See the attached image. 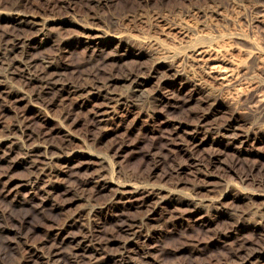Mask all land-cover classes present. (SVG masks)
Returning <instances> with one entry per match:
<instances>
[{
	"label": "rangeland",
	"instance_id": "rangeland-1",
	"mask_svg": "<svg viewBox=\"0 0 264 264\" xmlns=\"http://www.w3.org/2000/svg\"><path fill=\"white\" fill-rule=\"evenodd\" d=\"M8 13L52 20L40 32ZM163 16L191 37L174 38ZM72 17L127 31L126 43L106 39L97 49L82 26L59 20ZM137 37L179 52L212 42L242 59L241 83L264 77V0H0V53L12 70L9 80L0 63V141L20 136L0 146V264H46L50 254L51 264H264V117L190 57L165 52L183 72L171 84L169 61L157 63ZM27 67L81 91L59 84L34 100L43 82ZM136 79L144 100L102 114L110 93ZM25 145L36 155L26 157ZM56 152L72 160L48 161ZM117 183L143 190L115 201ZM61 232L81 235L84 256Z\"/></svg>",
	"mask_w": 264,
	"mask_h": 264
},
{
	"label": "bare ground",
	"instance_id": "bare-ground-1",
	"mask_svg": "<svg viewBox=\"0 0 264 264\" xmlns=\"http://www.w3.org/2000/svg\"><path fill=\"white\" fill-rule=\"evenodd\" d=\"M8 14H10V13H8ZM9 16L11 17V19H13V20H15L17 22L24 20L25 22L28 21V22L32 23L33 26L35 25V26L38 27V29H39L40 32H43L44 28L45 27L47 28V24L49 23V21L52 20V19H49V18H45V17H41V16H36V15L10 14ZM164 17L165 16L161 17L160 22L161 23L163 22V27L165 29H168L169 34H173L174 35L173 36L174 38H176V39L178 38L179 40L184 41L185 38L191 37V36H189V29H188V27H187L186 24H183L182 22H179V21L178 22L171 21V23H170L169 21H166V19ZM39 18H40V20H39ZM59 20L62 21V22H68L69 24H78V25L82 26V28L84 30V31H82V37H84L86 39L85 42H88V41L90 42V41H93L94 39H98V41L95 43L96 44L95 46H97V49H101V47H103L105 45V40L106 39H108V40H106V42H111V43L113 41H117V43H118L119 46H122V45H124L126 43V41H125V39L123 37H124V34L127 31L126 32L125 31L124 32H121L120 30H118L119 32H116V33L114 32V34H110V32L108 30H111V29H108L107 27L106 28H100L99 26H96L97 24L96 25H90L88 22L87 23H83V22L81 23V20L80 19H77V18H74V17H72V19L62 18V19H59ZM108 22H107V24H108ZM104 24L106 26V23H104ZM111 28H113V26ZM142 34H144V33H142ZM143 36L146 38L145 35H143ZM132 38H133V36H132ZM137 38H139V40H140V38H142V37H137ZM144 39H142L140 41L143 43V45H145L144 47H146V48L144 49V51H146L150 57H156V62L157 63L163 62V61H167V62L169 61V63H170V72H169V74H170V77H171V79H170V83L171 84H173V85L180 84L181 85V82H180V78L179 77L181 75H183V72H181V70H180L181 68H179L178 65H176V62H174V61L172 62L171 60H168L169 58L167 59V57H165L167 54L165 56H161L165 52L169 53V56H173L175 58L177 57L176 58L177 60L184 59L185 57H190L192 59V61H194V64H198V66H200L202 68L201 70H203V72L205 74H207L208 77L212 78L221 87L222 91H223V89L232 90L231 91L232 93L231 92H229V93L235 95V97L233 96L234 97L233 98L234 99V102H236L237 104H241L242 102L243 103H246L247 104V107L251 110V112L256 113L259 117H261V116L264 117V77H263V79H261V77H260V80L258 79L259 81H257V80L256 81H252V82L250 81L248 84H245V82H242L241 83L242 77H243V73H248V70H249L244 65V62L242 61V59L236 58V57H234L230 53L228 54V52L222 46L213 44L212 42H207V43L196 42L194 44H191L188 47H185L186 48V51L189 50V52L187 53L185 51V48L184 47H183L184 48V51H182V52L174 51V49H172L173 47L165 46L162 43V41H160L158 38H151V37H149L147 40H144ZM170 40H171L172 43H174V45H176L175 44L176 43L175 42V39L171 38ZM178 43H180V42L178 41ZM130 51H131V49H130ZM184 52H186L187 54H184ZM256 53H257L256 51H251L249 53V55L250 56H254ZM182 54H184V55H182ZM7 59H8V57H7ZM7 59H2L1 58V53H0V63L2 65H5V64L8 65L6 67V71H5V74H8V75H5V76H9V73L12 72V70L10 71V64L7 63L9 60L7 61ZM253 59H254V57H253ZM258 59H260V58H258ZM29 64H31V63L29 62ZM252 70H254V69H252ZM256 70L258 71V69H256ZM262 71H263V69H262ZM249 72H251V75L250 76H253V75L255 76V74H256V73L255 74L253 73V75H252V71L251 70ZM26 73L29 74L28 77L30 78V80L31 79H36V80H39L40 79L43 82L42 85H41V87L39 86L40 87L39 92L37 91V93H34L33 95H30L29 96V97L33 98L34 100H38L39 101V99L42 98L43 94L49 93V91L51 89H53L54 87H56V85L58 86L59 84L63 88H67V90H69V92L70 91H73V92H78V91L80 92L81 91V86H79V85L76 86V85L71 84V83L70 84L69 83H63V82L58 81V79H56V80L52 79L53 77H44V76H42L43 74L42 75L36 74V75L33 76L32 75L33 72H31L28 67L26 68ZM166 75H168V74H166ZM261 75H264V73L263 74L261 73ZM256 77H257V75H256ZM9 78H10V76L8 77V79ZM23 79H25V78H23ZM139 79L134 80L132 82V86L129 87L125 92H120V93L113 92V93H110L111 92L110 90H106L107 93L112 94V96H113V99L112 100H113L114 103L108 105V107L111 108L110 111H107V112L105 111L106 113H102V114H105V116L106 115H111V114H114V115L117 114L118 115V112L117 111L120 108L123 109V108L134 107L136 105H139L141 103V101L144 100L143 98L146 96L145 95L146 94V91H145V88H144V85L145 84H144V82L142 80H139ZM252 79H253V77H252ZM6 81H7V79H6ZM98 88H100V87H98ZM8 90L6 88H3V90H2V93L4 94V96L6 98H9L10 97V94H9V91ZM101 91L102 90H99V92L96 91L95 94H99ZM103 91H105V90H103ZM29 94H31V93H29ZM231 94H230V97H232ZM244 98L246 99L245 100L246 102L243 101ZM234 105H235V103H234ZM102 116H103L102 118L100 117L101 120L104 119V115H102ZM106 118H108V117H106ZM16 136L15 135L8 134L7 137H5V139H2L0 141V146H1V144L7 143L8 141H12L13 138H19L20 137V136L19 137H16ZM22 138H23V136H22ZM19 140L21 141V139H19ZM24 153H25V156L28 157V158H31L34 155H36V152H35V149H34L33 145H29V146L27 145L24 148ZM88 154L91 155V156H93V157L98 158V160L101 161V162H103V160H105V157L101 156L102 154L99 155L97 153H90V152H88ZM68 156L69 155L65 156V155H60V153L59 154L57 153L56 155H51V156H48L47 158L49 159L48 161H50V162H54L55 160H57V161H61L63 163V162H68V161L72 160V158H69ZM45 162H47V161H45ZM47 164H48V162H47ZM42 172H43V174L46 173V168H43L42 169ZM36 182H38V181H36ZM111 182H115V181H111ZM142 190H141L140 185L139 186L138 185L137 186L134 185L133 188H128L127 185H125V184L117 183L116 191L114 193V199H115V201H130L131 199H133V197H135L139 193H141ZM47 191H48V189H47ZM48 193H49V191H48ZM137 198H139V197H137ZM76 219H77L76 222L79 223L80 222L79 218H76ZM130 225H131V223H130ZM78 228H80V227H78ZM60 236H61L60 237L61 240L64 243L65 242H69V243H72L73 244V246L75 248V251L73 253L75 254V256H76L77 259L81 258L82 255L84 256V254L81 253V249H83L85 247V243H84V239L81 238V235L69 234V233L67 234L65 232H61L60 233ZM120 245H122V244H120ZM143 245H144V243H143ZM145 246H147V244H145L143 247H145ZM90 254H92V252ZM53 255L54 254H50L49 255V259L47 260L48 263H46V264H51V263H49V261L53 262L51 260L53 258ZM74 258H73V260H74ZM132 258H134V256ZM43 261H45V259H43ZM76 263H77V260H76Z\"/></svg>",
	"mask_w": 264,
	"mask_h": 264
}]
</instances>
